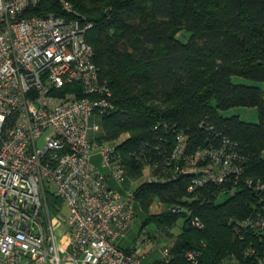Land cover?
Returning <instances> with one entry per match:
<instances>
[{
  "label": "trees",
  "instance_id": "trees-1",
  "mask_svg": "<svg viewBox=\"0 0 264 264\" xmlns=\"http://www.w3.org/2000/svg\"><path fill=\"white\" fill-rule=\"evenodd\" d=\"M66 1L77 13L67 18L92 24L85 39L116 105L102 119L103 139L125 136L116 150L131 179L140 177L147 163H161L176 132L187 130L194 146L211 135L234 142L242 177L264 183V91L232 80L264 83V0ZM34 11L63 15L57 0H42ZM236 107H255L258 122L221 114ZM189 183L190 176L182 175L142 182L133 192L135 209L138 203L143 213L141 232L154 224L172 238L166 264H195L186 260L187 252L196 254V264H260L264 230L242 222L260 211L264 192L244 181L233 184V191L231 184L188 192ZM155 199L175 211L149 214ZM46 202L51 213L62 204L51 194ZM192 218L203 228L192 227ZM179 219L183 223L173 235Z\"/></svg>",
  "mask_w": 264,
  "mask_h": 264
},
{
  "label": "built area",
  "instance_id": "built-area-1",
  "mask_svg": "<svg viewBox=\"0 0 264 264\" xmlns=\"http://www.w3.org/2000/svg\"><path fill=\"white\" fill-rule=\"evenodd\" d=\"M41 1L0 0V264H166L169 244L158 262L146 263L136 246L118 243L136 217L135 199L111 185L128 178L116 150L125 136L103 139L102 119L116 105L85 39L92 24L67 18L77 13L66 0H57L63 15L35 13ZM213 136L194 146L187 130L176 132L169 155L143 167L144 182L188 175V192L231 184L233 191L238 181L264 192V183L242 177L237 145ZM47 194L68 207L59 240ZM190 225L203 228L198 218ZM242 225L264 230V205ZM151 242L144 230L136 238ZM186 260L196 264V254Z\"/></svg>",
  "mask_w": 264,
  "mask_h": 264
},
{
  "label": "rangeland",
  "instance_id": "rangeland-1",
  "mask_svg": "<svg viewBox=\"0 0 264 264\" xmlns=\"http://www.w3.org/2000/svg\"><path fill=\"white\" fill-rule=\"evenodd\" d=\"M181 36L182 40L186 39V35L183 33L178 34ZM233 82L238 83V84H245V85H257L261 88V90L264 91V83H254L252 81L240 78V77H233ZM225 117L229 116H238L240 120L247 122V123H257L258 122V113L257 109L255 107H236L232 108L228 111H224L221 113ZM102 128H103V121H102ZM103 133V132H102ZM45 136V135H44ZM111 142V141H109ZM44 146V140L41 138L40 140L37 141L36 147L41 149ZM100 157L97 154H94L91 158V162L94 164V166L100 168ZM149 170L144 169L142 175L136 179H131L129 176L126 178L124 181L117 183L115 185H112L113 189L118 191L121 195H130L132 194L136 188L145 180V177L149 175ZM115 183V182H111ZM224 197H220L219 201L223 200ZM171 205L166 204L164 202H160L158 199H155L152 204L149 206L148 212L151 215H158L162 213L163 211H172ZM136 217L134 218V221L131 225V232L133 233L132 235L139 237L141 233V222H142V217L143 213L141 212L140 205L137 203L136 204ZM141 214V215H140ZM68 215V207L66 205V202L62 201L61 207L56 213H51V216L58 220L60 222V226L55 230L54 235L57 240L63 236L67 230L66 226V218ZM183 223L182 219H179L176 223V226L170 231L173 235H175L181 228V225ZM145 232H150L152 235L151 239L152 242L149 244H141V243H136L135 240H131L130 247L136 246V248L140 251L142 255L147 257V259H153L154 256H161L162 253V247L159 245V240L161 244H170L172 242V238L168 236L165 232L161 230H157L154 224H149L145 226L144 228ZM223 264H235L234 262H225Z\"/></svg>",
  "mask_w": 264,
  "mask_h": 264
},
{
  "label": "crops",
  "instance_id": "crops-1",
  "mask_svg": "<svg viewBox=\"0 0 264 264\" xmlns=\"http://www.w3.org/2000/svg\"><path fill=\"white\" fill-rule=\"evenodd\" d=\"M115 184H117V183H111V185H115ZM133 233L131 232V226L129 227V229H128V231L126 232V234H125V236L123 237V238H120V239H118V243H119V245L121 246V247H123V248H131L130 247V243H131V240L133 239V240H135L136 239V236L134 235H132ZM159 245H161V247H163V243L161 244V242H160V240H159V243H158ZM135 247V246H134ZM160 255V254H159ZM154 256V258L153 259H147V257H145V262L146 263H152V262H155V261H157L161 256Z\"/></svg>",
  "mask_w": 264,
  "mask_h": 264
},
{
  "label": "water",
  "instance_id": "water-1",
  "mask_svg": "<svg viewBox=\"0 0 264 264\" xmlns=\"http://www.w3.org/2000/svg\"><path fill=\"white\" fill-rule=\"evenodd\" d=\"M105 14L108 15L109 14V10H107Z\"/></svg>",
  "mask_w": 264,
  "mask_h": 264
}]
</instances>
